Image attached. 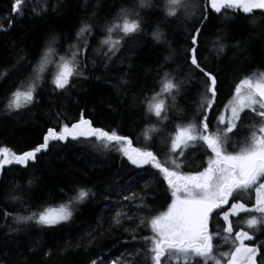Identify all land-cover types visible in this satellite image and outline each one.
Returning a JSON list of instances; mask_svg holds the SVG:
<instances>
[{"label":"trees","instance_id":"trees-1","mask_svg":"<svg viewBox=\"0 0 264 264\" xmlns=\"http://www.w3.org/2000/svg\"><path fill=\"white\" fill-rule=\"evenodd\" d=\"M13 5L14 0H0V74L7 73L0 78V149L7 148L9 154L34 150L49 129L71 127L83 116L93 127L126 137L132 148L152 151L163 163L176 157L170 145L181 126L207 116L210 132L225 128L219 120L234 87L243 78L264 72V11L226 8L218 13L209 9L208 0H183L176 15L169 16L167 0H149L147 6H140L139 0H28L22 2L23 14L16 15ZM123 11L132 13L130 19H137L140 28L129 35L113 32L112 39H120L113 54L102 41L108 37L107 27ZM84 24L91 26V33L78 39ZM157 31L160 40L153 35ZM194 34L198 62L217 81L207 110L203 105L204 97L211 96L206 92L208 78L190 62ZM50 46V62L37 81L32 102L21 97L22 106L9 109L12 94L26 90ZM77 49L78 70L83 74L59 89L53 83L58 69L51 67L60 64L61 57L72 59ZM166 74L171 80L182 77L184 89L173 109L168 111L165 105L161 115L167 118L162 119L149 112L148 104L161 92ZM260 119L250 110L243 112L237 128L228 134L227 152L239 151ZM193 143L178 157V171L184 175L202 172L214 156L203 141ZM80 189L90 190V195L73 204L68 221L54 226L34 220L17 223V216L58 209ZM172 197L158 169L133 165L114 145L105 149L94 137L50 140L27 166L5 164L0 170V264H91L93 260L151 264L144 238L153 232L147 222L164 213ZM234 202L250 208L256 204V193L237 190L229 198V204ZM226 208L215 209L209 220L217 253L231 250L240 231L253 235L245 245H264V224L250 228L246 223L261 214L240 211L229 216L233 226L229 236L228 221L220 218ZM117 211L127 215L117 218ZM260 252L264 255V247ZM193 264L202 261L197 257Z\"/></svg>","mask_w":264,"mask_h":264},{"label":"snow or ice","instance_id":"snow-or-ice-1","mask_svg":"<svg viewBox=\"0 0 264 264\" xmlns=\"http://www.w3.org/2000/svg\"><path fill=\"white\" fill-rule=\"evenodd\" d=\"M23 4L28 0H14L13 12L16 15L23 14ZM211 7L216 12H221L226 8H240L246 13H251L254 9L264 10V0H210ZM140 6H147L149 0H139ZM183 6V0H167V14L175 16L178 7ZM138 15V13L136 14ZM132 13L123 11L118 20L107 27L108 37L102 41L103 44L110 45L108 52L118 50L120 39L113 40V32H123L129 35L139 30L140 22L137 19H130ZM11 21H9V27ZM3 25H0V29ZM199 30H197L198 34ZM91 33V26L84 24L77 33V38L84 37ZM154 37L160 40L161 33L155 32ZM192 47L190 51L191 64L202 72L209 83L206 84V92L211 96H205V110L211 107L216 95V78L208 72L198 62L196 35L194 34ZM222 50V48H221ZM53 52L50 46L44 53V57L38 68L34 69V78L27 86L26 90H17L12 94V99L8 104L9 109H19L21 97L28 103L33 100V93L38 86L37 81L41 79V74L45 71V66L50 62L49 57ZM80 49L72 52V59L61 57L62 61L57 65V72L54 75L53 83L59 89H64L73 76H79L83 73L78 70L79 61L76 60ZM7 73L0 74V78ZM178 85L165 76L161 92L151 98L148 104L149 112L155 116L162 117L165 111V102L162 98L163 93H172ZM250 110L261 119L258 126H254L248 141L240 147L239 151L229 153L226 150V143L230 139L229 133L237 128V122L241 119V113ZM231 119L223 129H217L216 132L209 131L207 116L202 117L200 121H193L187 125L181 126L171 141L170 151L176 153L175 158L165 159L163 163L158 160L157 155L150 150H141L132 148L131 141L126 137L118 135L115 131L109 132L101 128L93 127L91 121L84 119L83 116L78 123L71 127L65 125L60 131L49 129L44 137L42 145L32 151L22 155L9 154L7 148L0 149V170L5 164H22L27 166L28 161L35 160L36 154L48 148L50 140L65 141L69 137L72 140L80 138L90 139L94 137L97 142H101L105 149L110 146H116V150L123 152L133 165L142 167L145 164H151L158 169L167 180L172 189L174 200L168 211L154 218L147 223L150 226L153 235L145 237L148 244V259L151 264H193L199 257L202 264H264V255H261L258 245H245V240H252L253 235L247 231H240L235 234L233 239L234 247L226 252L215 251L213 243L214 234L209 231V220L212 212L226 204L233 193L237 190L253 189L256 193V204L249 208L244 203H234L232 205V214L236 210L243 212H255L260 216H252L247 219L248 227H255L258 224H264V72L245 77L234 89L233 100L230 104ZM220 123H225L223 117ZM155 129H150L154 131ZM147 136V133H146ZM203 141L204 144L214 154L209 158L208 166L195 175H184L178 171L181 167L178 157L183 155V149L194 147L195 141ZM127 145V147H126ZM255 186V188H253ZM90 195V190L80 189L76 196L71 198L68 203L62 204L58 209H46L39 213H33L30 216L15 217L17 223H27L35 221L37 224L45 226H54L63 221H68L73 214V204L83 202ZM124 199H131L125 196ZM127 215L122 211H117L116 216ZM228 221L225 231L231 236L233 232L232 222L229 220V213L223 217ZM119 223V219H117ZM141 223H145L141 220ZM225 241L229 237H224ZM239 241L238 244L235 242ZM131 255V254H129ZM259 257V260L257 259ZM91 264H97L93 260ZM112 264H119V261H113Z\"/></svg>","mask_w":264,"mask_h":264},{"label":"rangeland","instance_id":"rangeland-1","mask_svg":"<svg viewBox=\"0 0 264 264\" xmlns=\"http://www.w3.org/2000/svg\"><path fill=\"white\" fill-rule=\"evenodd\" d=\"M208 7H209V9H210L211 11L216 12L214 9H212L210 0H208ZM228 9H234V10H239V11H241V12H244V11H243L242 9H240V8H228ZM254 10H259V9H254ZM260 11H264V10H260ZM245 13H246V12H245ZM46 67H47V65L45 66V68H46ZM51 69H52L53 71H56V70H57V65H53V67H51ZM257 76H258V75H257ZM172 81H173V83H175V84L178 85V88L174 89V90L172 91V93H170V94H169V93H163L162 96L160 97V98H162V99L164 100L165 105H166L168 111L171 110V109H173V108L175 107L176 99H177L178 97H181V95L183 94V89H184V79H182V77H176V78L173 79ZM236 86H237V85H236ZM236 86H235V87H236ZM235 87H234V89H235ZM234 89L232 90L231 94L228 96V98H227V100H226V102H225V104H224V106H223V108H222V115H221V117H223V119H224V121H225V123H223V124H225V127L227 126L228 121L231 119L230 104H231V102H232V100H233ZM246 110H247V109H246ZM246 110H245V111H246ZM241 114H242V113H241ZM221 117H220V118H221ZM219 122H220V120H219ZM258 122H259V121H258ZM220 124H221V123H220ZM171 191H172V189H171ZM234 194H235V192L233 193V195H234ZM233 195H232V196H233ZM173 200H174V197H172V200H171V202H170V204H169V206L167 207V209H166L165 212L168 211V209H169V207L171 206ZM234 203H236V202H234ZM234 203L229 204V206H228L225 210L221 211V213H220V218H221L225 223L227 222V221L223 218L225 213H229V216H231V215H235V214H232V205H233ZM254 206H255V205H254ZM254 206H252V207H254ZM252 207H250V208H252ZM165 212H164V213H165ZM238 212H240V210L237 209V210H236V213H238ZM245 241H246V240H245ZM245 241H244V242H245ZM109 264H112V262H110Z\"/></svg>","mask_w":264,"mask_h":264},{"label":"flooded vegetation","instance_id":"flooded-vegetation-1","mask_svg":"<svg viewBox=\"0 0 264 264\" xmlns=\"http://www.w3.org/2000/svg\"><path fill=\"white\" fill-rule=\"evenodd\" d=\"M228 206H229V200H228L227 205L225 207H220V208H226ZM220 208H217V209H220Z\"/></svg>","mask_w":264,"mask_h":264},{"label":"water","instance_id":"water-1","mask_svg":"<svg viewBox=\"0 0 264 264\" xmlns=\"http://www.w3.org/2000/svg\"><path fill=\"white\" fill-rule=\"evenodd\" d=\"M12 164V163H11ZM10 165V164H9ZM227 205V203L226 204H223L221 207H225ZM262 241H264V239L262 240Z\"/></svg>","mask_w":264,"mask_h":264}]
</instances>
